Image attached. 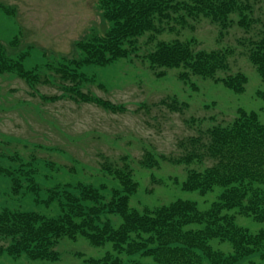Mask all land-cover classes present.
<instances>
[{
  "label": "trees",
  "instance_id": "trees-1",
  "mask_svg": "<svg viewBox=\"0 0 264 264\" xmlns=\"http://www.w3.org/2000/svg\"><path fill=\"white\" fill-rule=\"evenodd\" d=\"M0 8L7 13L12 10L4 5ZM99 9L101 21L106 25L103 32L92 30L75 42L81 56L54 58L28 68L24 62L28 51H16L20 41L16 35L8 42L10 51L0 40V75L10 74L24 80L32 89L31 95L47 103L70 100L123 113L127 104L113 102L89 88L97 85L107 90L85 68L107 67L139 56L140 38L147 35L148 42H153L164 32L174 31L172 21L181 28L194 29L190 20L207 19L218 27L219 41L235 26L249 33L239 38L238 43L245 47L247 59L264 82V22L257 14L258 10L264 13V0H99ZM197 43L194 37L158 39L155 49L148 51L144 59L156 77H164L168 69L176 68L177 78L195 89L197 85L191 78L200 76L243 93L249 78L243 71L231 72L235 48L226 45L205 49L197 47ZM39 85L56 86L60 93H39L36 91ZM256 93L264 99V90ZM154 104L179 112L189 108L188 102L175 96ZM192 121L195 123L196 119ZM3 136L0 177L8 182L9 194L19 200L32 197L52 214L2 208L0 255L56 261L61 257L57 249L61 240L84 237L96 246L112 243V251L87 259L88 264H123L122 254L136 253L151 256L159 264H239L256 253L264 260V229L251 232L236 223L235 215L226 212L237 207L241 214L264 220V124L256 111L239 108L237 116L227 124L199 127L197 135L179 142L187 144L184 155L147 149L139 160L147 170L160 169L165 161L185 165L188 168L185 180L180 182L175 177L173 181L186 191L205 195L221 187L218 198L207 209L189 199H177L151 209L132 208L130 198L139 184L127 154L119 161L104 157L100 171L116 184L109 187L104 182L75 179L76 167L42 162L34 152L25 156L12 145L14 138ZM33 145L35 149L60 150L40 143ZM208 159L212 163L204 166ZM40 164L54 174L43 172ZM214 238L231 242L233 250L226 253L214 248L210 243Z\"/></svg>",
  "mask_w": 264,
  "mask_h": 264
},
{
  "label": "rangeland",
  "instance_id": "rangeland-1",
  "mask_svg": "<svg viewBox=\"0 0 264 264\" xmlns=\"http://www.w3.org/2000/svg\"><path fill=\"white\" fill-rule=\"evenodd\" d=\"M0 5L12 8L8 13L0 8V40L10 51L12 48L8 42L18 35L20 41L16 51H28L24 60L28 68L54 58L81 56L82 52L75 47V42L92 30L103 32L106 25L101 21L99 0H0ZM257 14L264 22V13L258 10ZM189 23L195 26L194 29L189 26L181 28L179 23L172 21L175 30L164 32L153 42H148L147 35L141 37L139 56L133 55L107 67L90 65L85 68L88 73L96 75L97 83L107 90L97 85L89 88L113 102L127 104V111L123 113H111L94 104H78L70 100L47 103L39 96L31 95L32 89L24 80L10 74L0 75V139L4 138L3 135L12 137L15 140L12 145L25 156L34 152L42 162L53 161L58 166L76 167L78 173L75 179L96 184L104 182L109 187L116 184L109 175L100 171L104 157L119 161L127 154L139 184L137 192L130 198L132 208L151 209L177 199L194 200L201 209L209 208L218 198L221 187L205 195L198 191H186L173 181L175 177L180 182L185 180L188 169L185 165L165 161L160 169L147 170L141 167L139 160L147 149L168 155L186 154L187 144L179 145L180 141L197 135L199 127L205 129L215 123L231 122L239 108L258 112L264 124V99L256 93L259 89L264 90V82L247 59L245 47L238 43L239 38L247 37L249 33L235 26L219 41L218 27L209 20H190ZM192 37L199 48L226 45L235 48L236 52L231 57V72L243 71L249 78L243 93H236L222 83L200 76L191 78V82L197 85L195 89L177 78L179 70L176 68L168 69L164 77H156L149 69L144 55L155 49L158 39ZM36 91L49 95L60 93L52 85H39ZM173 96L188 102L189 108L179 112L154 104L161 99L170 100ZM210 117H215V122ZM35 143L60 150L35 149ZM211 163L208 159L203 165ZM44 165L40 164L42 171L48 172ZM203 165L193 166L203 168ZM48 173L54 174L52 171ZM9 190L8 182L0 177V210L11 207L52 214L32 197L19 200L12 197ZM226 212L235 215L236 223L251 232L264 229V220L241 214L237 207ZM210 243L226 253L233 250L229 241L214 238ZM57 249L61 257L56 261L33 260L25 255L14 258L4 254L0 255V264H88L87 259L99 258L112 251V243L96 246L84 237L77 240L64 238ZM121 256L123 264H159L153 257L139 253ZM239 264H264V260L256 253Z\"/></svg>",
  "mask_w": 264,
  "mask_h": 264
}]
</instances>
